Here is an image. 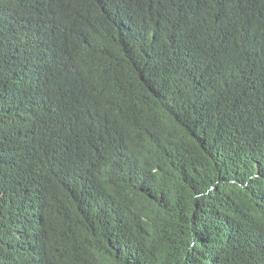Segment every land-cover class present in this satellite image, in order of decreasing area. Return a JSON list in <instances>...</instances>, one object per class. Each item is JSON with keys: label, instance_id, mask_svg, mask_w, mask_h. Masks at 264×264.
Instances as JSON below:
<instances>
[{"label": "trees", "instance_id": "trees-1", "mask_svg": "<svg viewBox=\"0 0 264 264\" xmlns=\"http://www.w3.org/2000/svg\"><path fill=\"white\" fill-rule=\"evenodd\" d=\"M0 264H264V0H0Z\"/></svg>", "mask_w": 264, "mask_h": 264}]
</instances>
